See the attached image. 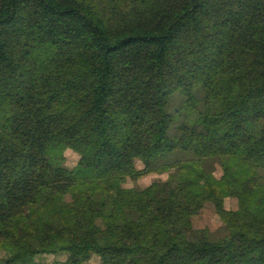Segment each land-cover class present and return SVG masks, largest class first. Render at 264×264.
<instances>
[{
    "label": "trees",
    "instance_id": "obj_1",
    "mask_svg": "<svg viewBox=\"0 0 264 264\" xmlns=\"http://www.w3.org/2000/svg\"><path fill=\"white\" fill-rule=\"evenodd\" d=\"M0 264H264V0H0Z\"/></svg>",
    "mask_w": 264,
    "mask_h": 264
},
{
    "label": "rangeland",
    "instance_id": "obj_2",
    "mask_svg": "<svg viewBox=\"0 0 264 264\" xmlns=\"http://www.w3.org/2000/svg\"><path fill=\"white\" fill-rule=\"evenodd\" d=\"M68 159L66 164L71 167L73 166L77 161V154L73 152H68L67 154ZM219 173V170H218ZM165 176L164 174L160 173H151L149 175L143 176L137 180L128 179L126 181L127 185L129 186H135V187H142L150 183L151 181L157 179L158 177ZM229 201V200H228ZM229 205L232 204L231 201L228 202ZM43 215L46 217H50L53 215V211L51 208H46L43 210ZM41 213L37 210H28V209H21V211L18 212L17 217L14 219H11L6 222L7 228L12 230L16 235H20L21 229L25 226H29L31 223L40 221ZM219 220L217 215L214 213V211L207 207L203 210V212L200 214V216L197 218V224L202 226H210L215 227L218 224ZM27 246V242L25 240H19L18 245H15L13 248H19L23 249Z\"/></svg>",
    "mask_w": 264,
    "mask_h": 264
}]
</instances>
